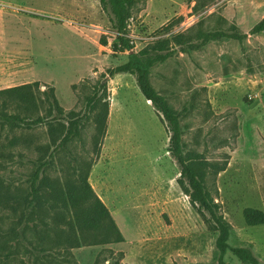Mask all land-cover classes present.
Instances as JSON below:
<instances>
[{
	"label": "rangeland",
	"instance_id": "rangeland-1",
	"mask_svg": "<svg viewBox=\"0 0 264 264\" xmlns=\"http://www.w3.org/2000/svg\"><path fill=\"white\" fill-rule=\"evenodd\" d=\"M0 5L7 9L0 89L38 82L32 89L36 102L52 88L65 117L73 112L83 118L78 134L51 158L55 146L46 121L0 130L2 190L26 193L34 161L43 154L50 162L44 176L51 180L88 166L87 180L122 236L119 242L81 245L70 256L57 254L42 262L36 259L40 253L29 254L8 241L5 233L14 218L0 206V264L214 262L216 233L176 182L178 166L167 150L168 135L159 117L133 76L107 75L109 68L126 62L127 52L113 49L115 33L99 0H2ZM263 16L264 0H135L127 26L135 51L170 34L193 36L232 25L247 33L242 42L223 38L176 52L151 67L149 81L183 112V151L199 161L206 190L232 228L229 246L250 247L260 264L264 224L247 226L242 211L264 213V33H248ZM101 83L99 105L106 107L107 117L98 134L97 110L87 112L85 105ZM46 106L39 105V115ZM52 215L42 213L40 222L33 221L50 232ZM56 228L65 231L66 226L61 222ZM224 261L247 264L229 250Z\"/></svg>",
	"mask_w": 264,
	"mask_h": 264
},
{
	"label": "trees",
	"instance_id": "trees-1",
	"mask_svg": "<svg viewBox=\"0 0 264 264\" xmlns=\"http://www.w3.org/2000/svg\"><path fill=\"white\" fill-rule=\"evenodd\" d=\"M99 3L101 9L107 13L109 23L115 33L113 49L121 53L127 52L126 62L109 68L107 75L109 77L115 74L133 76L139 92L146 101L150 102L164 126L168 135L167 150L179 170L176 182L188 197L193 209L208 228L216 233L214 244L217 257L214 262L208 264H229L224 261L227 250L242 262L260 264L250 247L229 246L228 240L232 228L220 213L218 204L206 190L199 161H196L194 155L187 156L183 151V129L180 121L183 112L174 109L149 81L151 67L166 61L176 52L197 50L211 41L223 38L242 42L247 33L232 25L225 31H199L193 36L187 33L170 34L168 37L154 40L135 51L132 40L127 36L128 21L135 0H99ZM195 8L196 4L193 6V9ZM180 21L181 17L175 22H170L164 29L169 30ZM248 33H264V16L250 28ZM100 41L105 45L104 39ZM33 87H39V83L0 89V130L30 128L46 121L49 125L51 144L55 146L54 150L48 154L51 158L58 148L78 134L83 118L73 112L66 113L65 117L52 88L42 92L43 101L36 102ZM100 88L104 89L105 83L99 84V87L94 86L93 94L87 98L85 105L87 112L97 110L94 123L98 134L103 133L107 117L106 107L100 109L99 105ZM42 104L47 106L45 114L41 116L38 108ZM63 120H66V124L62 123ZM39 149L42 150V148ZM49 164L45 154L34 161V167L27 181L26 193L20 192L17 195L8 188L2 190L3 187L0 186V206L10 211L14 218L5 233L8 235L6 237L8 241L13 239L16 246L22 247L29 254L40 253L36 259L42 262L43 260L49 262L57 254L70 256V250L81 245L122 241V236L107 208L87 180L88 166L82 167L83 169L79 171L72 170L64 174L62 180H51L44 176ZM46 212L53 214L51 217L53 224L48 226L50 232L43 230L38 223L33 221L35 218L39 221L41 214ZM242 217L247 226L264 224V213L259 209L245 208L242 211ZM61 222L66 226L65 231H59L56 228ZM7 239L4 241L6 242ZM65 261H69V257Z\"/></svg>",
	"mask_w": 264,
	"mask_h": 264
},
{
	"label": "crops",
	"instance_id": "crops-1",
	"mask_svg": "<svg viewBox=\"0 0 264 264\" xmlns=\"http://www.w3.org/2000/svg\"><path fill=\"white\" fill-rule=\"evenodd\" d=\"M2 1V0H0ZM0 5V49L3 51L6 45V35H5V23H4V15L7 9ZM6 87V86H5ZM5 89V88H2Z\"/></svg>",
	"mask_w": 264,
	"mask_h": 264
},
{
	"label": "water",
	"instance_id": "water-1",
	"mask_svg": "<svg viewBox=\"0 0 264 264\" xmlns=\"http://www.w3.org/2000/svg\"><path fill=\"white\" fill-rule=\"evenodd\" d=\"M148 103H150L149 101H147Z\"/></svg>",
	"mask_w": 264,
	"mask_h": 264
}]
</instances>
